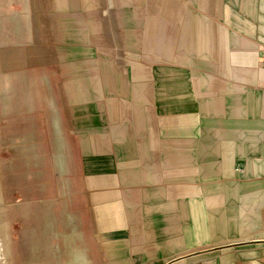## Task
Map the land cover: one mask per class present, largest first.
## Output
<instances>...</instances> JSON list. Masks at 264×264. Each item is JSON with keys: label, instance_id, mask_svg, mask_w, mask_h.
<instances>
[{"label": "crops", "instance_id": "obj_1", "mask_svg": "<svg viewBox=\"0 0 264 264\" xmlns=\"http://www.w3.org/2000/svg\"><path fill=\"white\" fill-rule=\"evenodd\" d=\"M18 1L51 109L34 263L264 264V0Z\"/></svg>", "mask_w": 264, "mask_h": 264}, {"label": "rangeland", "instance_id": "obj_2", "mask_svg": "<svg viewBox=\"0 0 264 264\" xmlns=\"http://www.w3.org/2000/svg\"><path fill=\"white\" fill-rule=\"evenodd\" d=\"M16 1L0 0V203L9 264H48L51 257L34 263L31 248L23 247L24 235L32 241L33 225L45 215L44 204L49 208L52 128L37 80L41 73H30L36 65L33 44L6 34L8 19L25 10L11 8ZM23 250L25 261L19 256Z\"/></svg>", "mask_w": 264, "mask_h": 264}, {"label": "water", "instance_id": "obj_3", "mask_svg": "<svg viewBox=\"0 0 264 264\" xmlns=\"http://www.w3.org/2000/svg\"><path fill=\"white\" fill-rule=\"evenodd\" d=\"M0 264H9L1 203H0Z\"/></svg>", "mask_w": 264, "mask_h": 264}]
</instances>
